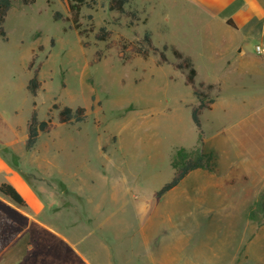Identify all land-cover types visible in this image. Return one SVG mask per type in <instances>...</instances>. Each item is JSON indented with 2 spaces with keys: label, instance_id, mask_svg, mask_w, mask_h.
I'll list each match as a JSON object with an SVG mask.
<instances>
[{
  "label": "rangeland",
  "instance_id": "374dc122",
  "mask_svg": "<svg viewBox=\"0 0 264 264\" xmlns=\"http://www.w3.org/2000/svg\"><path fill=\"white\" fill-rule=\"evenodd\" d=\"M108 1L83 8L81 26L74 29L64 0H11L6 39L0 38V158L34 191L47 192L45 204L70 210H59L58 233L67 231L63 214L109 222L101 238L117 243L123 259L112 253L108 264H264L259 42L249 41L243 53L230 39L222 44L223 38L194 19L189 5L172 0H130L125 10L139 17L133 25L126 15L108 11ZM101 27L110 32L106 41L96 38ZM145 33L159 49L168 47L170 63L176 62L170 48L191 59L197 87L216 85L215 102L202 112L199 130L190 115L197 102L184 75L171 64L158 66L154 55L136 53L135 42ZM39 64L41 86L33 97L27 86ZM33 103L38 119L50 118L53 128L26 151ZM55 104L84 107L86 119L59 124ZM199 149L207 155V169L190 173L157 198L173 176L177 153ZM9 202L0 194L5 216ZM70 224L79 237L94 231L90 221ZM6 232L19 229L9 224ZM48 236H39V245L49 240L50 248L39 249L26 264H82ZM11 262L5 250L0 264Z\"/></svg>",
  "mask_w": 264,
  "mask_h": 264
},
{
  "label": "crops",
  "instance_id": "0c3cea01",
  "mask_svg": "<svg viewBox=\"0 0 264 264\" xmlns=\"http://www.w3.org/2000/svg\"><path fill=\"white\" fill-rule=\"evenodd\" d=\"M172 2L176 5H189L190 10L195 12L193 17L196 21L216 32L221 39L223 38L222 44L230 39V43L235 47L241 46L239 52L243 53V48L249 41L259 42L260 45L257 46L260 47L262 53L260 55L264 58V0H172ZM228 21H231L233 26L229 25ZM0 175L3 180L1 183L7 182L20 190L19 193L26 201V207H19L12 202L8 204L6 218L10 226L19 229V233H13L15 237L5 249L6 261L9 259L12 260L11 264H26L29 259L31 260L34 256L36 258L39 249L44 250L46 246L50 248L52 244L48 240L46 246L39 245L38 237L44 238L46 234L65 244L66 248L71 249L80 258L82 264H108V255L111 256L113 253L120 256L117 243H109L101 238L100 234L109 225L105 219L96 221L88 214L83 216L84 219L70 220L63 214V220L60 221L68 227L64 234H60L55 229L59 221V210H62L61 213L65 210L64 213L70 212L63 207L65 205L45 204L42 198L47 192L34 191L24 176L6 162V157L0 158ZM75 195L80 197L78 194ZM67 203L71 205L70 202L67 201ZM7 212H11L13 218ZM71 221L86 224L90 221L94 231L88 232L86 236H76L70 231ZM143 252L145 254L144 250Z\"/></svg>",
  "mask_w": 264,
  "mask_h": 264
},
{
  "label": "trees",
  "instance_id": "16d2710c",
  "mask_svg": "<svg viewBox=\"0 0 264 264\" xmlns=\"http://www.w3.org/2000/svg\"><path fill=\"white\" fill-rule=\"evenodd\" d=\"M25 4L33 3L34 0H23ZM68 13L70 15V21L73 24L74 29H78L81 24L79 22L80 13L83 8L93 9L98 0H64ZM130 0H109L108 1V11L116 12L119 15H126L130 19V25L139 21V17L135 12H127L125 10V5L128 4ZM11 8V0H0V38L6 39V32L4 30V21L7 12ZM55 20H60L62 15L58 12L53 14ZM91 18V17H89ZM228 24L233 26L231 21ZM110 35L104 27H101L96 35L99 41H106ZM136 53L147 58L150 54L156 56V64L162 66L165 64H171L174 70L180 71L184 75V83L186 86L192 89L194 98L196 99V104L191 106L190 115L194 126L199 130L201 121L200 116L203 111L210 110L215 102V96L213 92L216 90L215 84L204 85L200 83L196 86L195 77L196 70L193 63L189 57L183 56L181 52L174 48H170L173 58L176 62L170 63L166 52L168 47L164 46L159 49L153 45L151 37L148 33H145L143 38L138 42H135ZM32 62L29 64V69H31ZM40 71V64L34 70L33 77L29 81L27 89L28 92L36 97L38 90L40 89V81L38 79V74ZM52 109L58 110V123L65 125H72L76 123H82L86 119V109L84 107H77L75 109L70 107L59 108L58 105H53ZM53 124L52 120L49 118L47 120L40 121L37 117L36 103H33V109L31 116L27 122V136L24 141V149L26 151H31L37 144L39 135L41 133H48L52 130ZM207 155L204 154L203 150H195L191 152L180 151L177 153L173 161L171 162V168L173 169L172 178L165 183L157 192L156 197L162 198L173 188L179 185L190 173L200 170L207 169L208 164L206 161ZM0 194L5 198H8L12 203L19 207H26V201L22 195L17 191V189L7 183L3 182L0 184ZM9 221L3 212L0 210V254L6 249L8 244L14 239L15 235L13 233L7 234V227Z\"/></svg>",
  "mask_w": 264,
  "mask_h": 264
},
{
  "label": "built area",
  "instance_id": "2783aa9c",
  "mask_svg": "<svg viewBox=\"0 0 264 264\" xmlns=\"http://www.w3.org/2000/svg\"><path fill=\"white\" fill-rule=\"evenodd\" d=\"M257 51L260 52V47H257Z\"/></svg>",
  "mask_w": 264,
  "mask_h": 264
}]
</instances>
